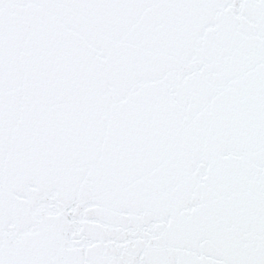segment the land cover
Returning <instances> with one entry per match:
<instances>
[{
    "label": "snow or ice",
    "instance_id": "snow-or-ice-1",
    "mask_svg": "<svg viewBox=\"0 0 264 264\" xmlns=\"http://www.w3.org/2000/svg\"><path fill=\"white\" fill-rule=\"evenodd\" d=\"M0 264H264V0H0Z\"/></svg>",
    "mask_w": 264,
    "mask_h": 264
}]
</instances>
